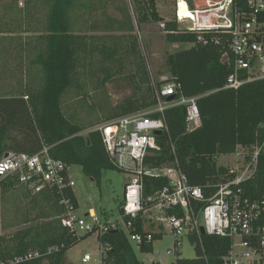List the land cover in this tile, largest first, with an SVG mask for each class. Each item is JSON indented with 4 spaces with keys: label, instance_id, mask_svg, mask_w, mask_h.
<instances>
[{
    "label": "trees",
    "instance_id": "1",
    "mask_svg": "<svg viewBox=\"0 0 264 264\" xmlns=\"http://www.w3.org/2000/svg\"><path fill=\"white\" fill-rule=\"evenodd\" d=\"M20 1L5 0L1 5L0 158L8 151L32 154L46 146L69 167L80 165L99 187L106 171L122 170L111 161L101 132L92 128L156 104V86L163 82L152 78L139 32L145 25L161 23L168 42L192 44L169 54L166 64L170 80L179 82L186 96L199 97L201 125L189 132L186 107L166 109L168 129L156 134L161 150L146 164L160 167L177 160L189 182L210 195L230 176V167L220 165L218 158L233 153L238 145L255 143L264 122V78L238 89L225 87L233 72L223 59L230 54L229 33L184 29L177 18L166 20L161 15L158 0H23L24 6ZM116 1L122 18L109 13ZM125 89L131 93L117 98L116 90ZM167 184L165 178L146 177L144 197ZM17 187L21 203L12 202L13 195L8 194ZM243 187L252 199L264 195V155ZM0 189L2 228L11 229L0 235V263L68 264L67 252L82 237L63 225L61 192L45 188L31 193L13 180L1 181ZM66 194L79 210L75 190ZM168 212L182 214L174 207ZM99 217L107 220L112 215L103 210ZM136 231L144 233L143 219L136 222ZM185 235L197 257H178L174 264H222L230 249L228 237H199L192 231ZM161 236L154 234V240ZM98 240L112 247L106 254L108 263L148 264L137 258L123 227ZM154 240L137 245L142 252H152ZM56 246L58 250L48 253ZM30 252L41 255L11 262Z\"/></svg>",
    "mask_w": 264,
    "mask_h": 264
},
{
    "label": "built area",
    "instance_id": "2",
    "mask_svg": "<svg viewBox=\"0 0 264 264\" xmlns=\"http://www.w3.org/2000/svg\"><path fill=\"white\" fill-rule=\"evenodd\" d=\"M183 3L188 14L182 16ZM176 6V17L188 23L186 29L230 34V54L225 53L223 59L233 67V72L227 79L226 88L238 89L245 83L264 78V0H203L200 4L197 0H177ZM160 80L163 84L156 86V104L153 107L92 128L101 132L113 164L131 174L130 182L125 185L119 218L102 220L94 208L80 215L75 203L66 194L68 189L76 186L69 166L54 158L46 146L32 154L5 153L0 158V183L13 180L31 193H40L45 188L60 191L59 202L64 208L61 216L63 225L78 238L87 234H95L99 238L125 225L134 243H151L155 232L148 227L155 223L174 236L175 249H169L168 254L178 256L183 236L192 231L200 237L203 226L206 234L230 238V249L222 264H264V195L252 199L243 187L257 172L260 157L264 155V122L258 127L255 143L236 147L230 176L216 185L212 194L206 195L203 187L189 182L177 160L172 165L160 167L146 164L147 158L161 150L156 131L168 129L164 118L166 109L185 106L189 132L201 125L199 97L186 96L181 84L170 80L169 76H161ZM169 96L173 99L168 100ZM154 113L162 116L153 118ZM146 177L165 178L168 184L145 198ZM173 207L180 208L182 214H170L168 210ZM139 219H143L144 233L136 231ZM58 249L57 246L51 247L48 253ZM111 249L110 244L100 242V264H111L106 259ZM40 255L39 252H30L11 262L19 263ZM90 260L92 254L85 253L82 261Z\"/></svg>",
    "mask_w": 264,
    "mask_h": 264
},
{
    "label": "rangeland",
    "instance_id": "3",
    "mask_svg": "<svg viewBox=\"0 0 264 264\" xmlns=\"http://www.w3.org/2000/svg\"><path fill=\"white\" fill-rule=\"evenodd\" d=\"M0 0V13H2V2ZM10 0H6L8 3ZM130 1V0H128ZM132 1V0H131ZM199 4L203 0H197ZM129 3V2H128ZM176 3L177 0H158V9L161 15L166 20H172L176 17ZM20 6H24V2L20 1ZM130 5V4H129ZM119 1L109 6V13L116 18H122V11L119 8ZM130 11L133 12V6L130 5ZM139 37L142 42V48L144 55L147 59L149 69L154 76V79H158L160 76L169 75L168 66L166 64V58L169 54L174 53L177 50L190 48L192 44L189 43H170L166 38V32L163 30V24H150L145 25L139 32ZM116 96L125 98L131 93L129 89L119 90ZM235 162V154H224L218 158L220 165L229 166ZM69 172L72 179L75 181L76 186L74 188L78 202L80 215H85L92 207L99 213L103 210L108 211L113 218H119L121 216V205L124 202V189L125 185L130 182L131 174L124 170H108L104 175V183L99 187L93 180L86 176L80 165H70ZM24 189L21 186V189ZM1 193V189H0ZM12 202L21 203L20 189L15 188L12 192ZM10 202L8 196L7 203ZM11 202V204H12ZM9 210L7 215L9 214ZM11 214V213H10ZM2 218L0 219V235L2 233H11V229L3 230ZM124 229L128 232L123 225ZM162 232V236L154 240V250L152 252H142L140 247L136 243H132L133 250L137 258L144 263L148 264H174L178 257L180 258H196L197 252L195 246L190 242L187 235L182 238V245L178 256L176 254H168L169 249H175L174 236L168 229L161 227L159 229ZM99 245L100 242L95 234L86 235L82 237L80 241L73 246L68 252V264H100L99 263ZM92 254V260L89 262H83L82 258L85 253Z\"/></svg>",
    "mask_w": 264,
    "mask_h": 264
},
{
    "label": "crops",
    "instance_id": "4",
    "mask_svg": "<svg viewBox=\"0 0 264 264\" xmlns=\"http://www.w3.org/2000/svg\"><path fill=\"white\" fill-rule=\"evenodd\" d=\"M179 22L181 23L182 27L184 29H186V26H187L188 23L187 22H181V21H179ZM167 76H169V75H167ZM160 77H159V79H160ZM152 78L154 79V76L153 75H152ZM154 80H156V79H154ZM161 227H163V226L162 225H157L155 223H151V225H149L148 229L151 230V231H153V232H155V234H161L162 235V232L159 230Z\"/></svg>",
    "mask_w": 264,
    "mask_h": 264
},
{
    "label": "water",
    "instance_id": "5",
    "mask_svg": "<svg viewBox=\"0 0 264 264\" xmlns=\"http://www.w3.org/2000/svg\"><path fill=\"white\" fill-rule=\"evenodd\" d=\"M171 99H173V96L168 97V100H171ZM159 133H160V131H156V134H159ZM124 195H125V190H124ZM201 231H202V235L206 234L205 228L203 226L201 227Z\"/></svg>",
    "mask_w": 264,
    "mask_h": 264
},
{
    "label": "bare ground",
    "instance_id": "6",
    "mask_svg": "<svg viewBox=\"0 0 264 264\" xmlns=\"http://www.w3.org/2000/svg\"><path fill=\"white\" fill-rule=\"evenodd\" d=\"M183 7H184V8H181V15H182V16L188 14V12L185 11V10H186V8H185V3H183Z\"/></svg>",
    "mask_w": 264,
    "mask_h": 264
}]
</instances>
